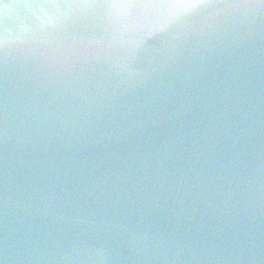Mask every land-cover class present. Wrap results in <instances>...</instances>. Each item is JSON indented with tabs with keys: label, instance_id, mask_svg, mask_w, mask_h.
I'll use <instances>...</instances> for the list:
<instances>
[{
	"label": "water",
	"instance_id": "1",
	"mask_svg": "<svg viewBox=\"0 0 264 264\" xmlns=\"http://www.w3.org/2000/svg\"><path fill=\"white\" fill-rule=\"evenodd\" d=\"M0 264H264V0H0Z\"/></svg>",
	"mask_w": 264,
	"mask_h": 264
}]
</instances>
